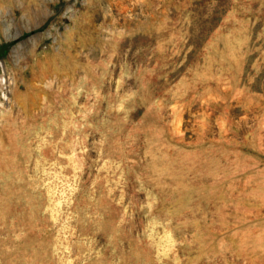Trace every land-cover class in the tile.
Returning a JSON list of instances; mask_svg holds the SVG:
<instances>
[{
  "label": "rangeland",
  "instance_id": "rangeland-1",
  "mask_svg": "<svg viewBox=\"0 0 264 264\" xmlns=\"http://www.w3.org/2000/svg\"><path fill=\"white\" fill-rule=\"evenodd\" d=\"M0 264H264V0H0Z\"/></svg>",
  "mask_w": 264,
  "mask_h": 264
}]
</instances>
